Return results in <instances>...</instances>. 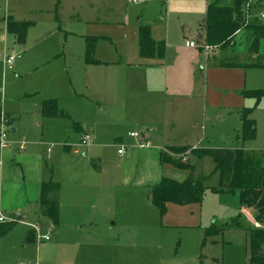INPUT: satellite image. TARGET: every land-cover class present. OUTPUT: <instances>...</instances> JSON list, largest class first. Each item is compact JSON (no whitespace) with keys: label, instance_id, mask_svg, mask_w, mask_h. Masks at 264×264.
Returning a JSON list of instances; mask_svg holds the SVG:
<instances>
[{"label":"rangeland","instance_id":"374dc122","mask_svg":"<svg viewBox=\"0 0 264 264\" xmlns=\"http://www.w3.org/2000/svg\"><path fill=\"white\" fill-rule=\"evenodd\" d=\"M206 9V0H0V106L10 119L9 143L0 151V172L9 163L8 148L22 150L25 142L27 151L40 153L46 179L59 182L63 196L77 203L74 210L65 207L62 226L79 223L76 227L91 229L86 219L80 224L70 214L88 218L90 200L95 202L98 228L103 230L108 219L111 224L117 219L112 237L133 243L127 247L125 264H249L251 224L244 211L253 213L247 216L255 226L261 223L242 205L239 191L211 189L219 186L220 173L211 157H199L193 149L240 145L264 167V96L257 101L248 95L264 88V69L221 65L234 56L236 62L251 61L246 31L239 32L234 46L225 52L219 47L210 53L201 48L200 23ZM262 13L264 0L260 4L253 0L248 20L264 22ZM8 19L33 22L23 44L6 31ZM147 23L155 27L169 56L179 58L176 70L198 65L192 97H177L172 85L165 89L160 68H146L141 74L140 63L145 61L138 53V30ZM90 39L97 40L95 58L100 63L85 59ZM186 39H195L196 48L187 47ZM7 55L15 56L11 67L5 64ZM146 60L162 59L155 55ZM206 82L212 85L205 105ZM236 82L241 85L234 87ZM148 83L156 84L150 90ZM47 99L56 100L57 115L43 113L42 102ZM246 107L253 109L258 128L255 139L243 142L237 128L240 111ZM148 130L152 138L144 142L149 141V146L132 149L140 139L130 137V131ZM86 134L92 137L89 145L81 143ZM165 145L190 147L181 153L170 147L163 153L178 161L185 155L196 166L193 176L202 177L207 188L200 203H170L161 214L152 202V187L163 176L183 181L190 173L160 160ZM118 149L124 153L118 154ZM14 171L20 181L14 188L4 186L0 193L4 206L24 195L17 189L23 177L18 169ZM96 178L110 185L101 201L97 190L90 191ZM16 228L26 236L30 229L20 224ZM210 228L217 231L206 235Z\"/></svg>","mask_w":264,"mask_h":264},{"label":"trees","instance_id":"16d2710c","mask_svg":"<svg viewBox=\"0 0 264 264\" xmlns=\"http://www.w3.org/2000/svg\"><path fill=\"white\" fill-rule=\"evenodd\" d=\"M253 0H208L207 9L200 23L203 31V45L219 47L224 51L231 48L236 35L241 31L248 33L247 50L252 55L251 61L236 62L235 56L231 60H223L222 66L261 67L264 69V22L251 23L248 20V11ZM258 4L262 0H256ZM32 21H17L8 19L6 31L12 34L15 42L23 44L26 39ZM96 39L87 41L85 58L88 63H100L95 58ZM166 45L164 41H155L151 35V27L142 24L138 30V53L140 57L151 58L155 55L163 57ZM260 100L264 96V88L248 91ZM252 108H243L240 111V128L238 130L240 139L245 142L253 140L257 135V126L252 115ZM42 111L45 115L58 114L55 99H47L42 102ZM176 152H185L189 146H173ZM197 156L211 157L215 163V171L220 173V184L211 189L215 192H240L241 203L254 212L255 218L261 226L251 225L248 230L249 237V264H264V167L255 159V156L244 150L243 147L236 148H212L204 147L193 149ZM163 163H171L180 169L189 170V175L183 181L172 177L163 176L161 180L152 187V202L161 214L167 210V205H188L200 203L206 186L202 177H194V166L181 159H172L165 155L161 156ZM61 189L59 182L44 181L41 185L40 212L43 216L57 225L59 223V199ZM16 224L7 221L0 223V240ZM215 228L207 230L206 235L216 232ZM33 234V233H32ZM30 234L29 237L32 236ZM28 237V239H29Z\"/></svg>","mask_w":264,"mask_h":264},{"label":"crops","instance_id":"0c3cea01","mask_svg":"<svg viewBox=\"0 0 264 264\" xmlns=\"http://www.w3.org/2000/svg\"><path fill=\"white\" fill-rule=\"evenodd\" d=\"M206 2L208 3V0H206ZM147 24L150 25L149 23ZM5 29H6V24H5ZM151 35L155 41L157 42L162 41L156 37L155 27L154 28L151 27ZM200 36L201 35H198V37ZM189 41H195V39H191V40L186 39L185 45L192 49L196 48L187 45V42ZM168 52L169 51H166L163 57H160L158 55L163 61L152 60L150 62L146 60L148 58L141 57V60L145 61V62L141 61L140 63V65H142L141 67L143 68V73L141 74H144L145 70L148 69L149 71H152L154 67L156 69L160 68V70L164 72L158 71V74L162 73L161 74L162 80L163 79L164 80L161 82L163 83L165 89L168 90L170 88L169 86L172 85V87L176 89L175 92L177 94L176 95L177 97H183V98L192 97L194 94L193 92L196 89L198 83L196 79L198 65H196V63H192V65L195 66H193L191 70L189 67L182 70H176L177 65L179 63V58L177 57L174 58L173 56H169ZM165 57H167V65H164ZM169 62L171 64L170 67L168 66ZM211 75L214 76L216 74L212 73ZM221 75L224 78H228V77L232 78V76H229L224 73H221ZM191 78L192 81L190 82L189 79ZM230 81L231 80H229V82ZM148 84H149L148 88L152 90L153 89L152 85L156 83L153 84L148 83ZM190 85H193L191 91H190V87H191ZM210 85H212V83L209 84V82H206V84L204 85L205 105L207 102L206 98ZM240 85L239 82L238 83L236 82L234 84V87ZM123 88L126 87L124 86ZM190 104H191L190 102H187L186 105H190ZM253 118L255 119L256 126L258 128L257 120L255 117ZM238 120H239V127L237 128V130L240 128V118H238ZM11 128H14V130L11 131L17 130L15 127H11ZM131 132H135V131H130V133ZM141 136L143 141L149 140L150 139L149 137H151L150 131L148 130L147 133H143L141 134ZM146 143L150 144L149 141ZM147 146H141L139 143L138 145H135L132 149H135L136 147L137 149L138 147L143 149L146 148ZM173 146H185V145L163 146L162 150L159 152L160 160L163 154V150ZM48 153L51 154L52 150L48 151ZM5 155L7 156L6 160L9 161V163H7L6 166L3 167L2 172H0V193H2L5 185L11 188L12 187L14 188V186L15 187L18 186V182L20 181L19 177L14 176L15 173L14 170L18 169L23 179L22 182L20 183L21 187L19 186L17 189H21V191L23 190L24 195L19 197L18 199L13 197V199L11 200V204L8 206H4L0 204V217L2 216L5 219H9L15 216L16 212H20V216H18L19 221H17L16 224L12 227V230H10V232L7 233L4 237H2L0 240V249H1L0 264H21V263L22 264H125V261L127 259V247L129 246L131 248L133 243L130 241L122 242L120 238L116 239L115 237H112L111 229L112 226L117 225V219H115V222H113L112 224L110 223V219H108L106 223L107 226L103 230L98 228L101 225H99L96 222L97 218H96L95 206L97 204L95 202H91L90 200V204H89L90 211L88 209L90 215L88 216V218H86L87 214L80 216V214L76 215L75 213L70 214V218L71 220L72 219L77 221L80 220V224H81V220L86 219L89 226H91V229L89 228L88 230H83L82 227L81 228L76 227V225L79 223H77L75 226H73V223H71L72 225L63 227L62 222L65 220L64 218L65 207L68 206L71 208V210H74L76 209L77 203L75 200H70V199L67 200L63 196V188L61 187L58 195L59 223L57 225H54L50 221V219L43 216L40 212V193H41L42 182L52 180V178L46 179L45 177L46 173L43 171V167H42L43 165L42 155H40V153L36 152L34 149L32 150L30 149V151H27L26 146L22 150L8 148L5 152ZM193 166L195 172L196 166L195 165ZM109 187H110L109 184H106L102 180L99 181V179L97 178L96 181L90 183V191L97 190L99 193L96 198L97 199L99 198L100 201L105 198V190L106 192H109L110 190ZM4 214H6V216ZM248 214H250V216L253 217L252 212H250L249 210H245L244 216L246 217V220L251 225H254L252 219L247 216ZM17 224H20L23 227L30 228L27 236L26 234H24V232H22L21 229L15 230L17 229L16 228ZM69 226H71V228L67 229V227ZM38 230L42 234L48 233L50 235V239L41 240L40 242L37 241V233L35 231ZM52 231H53V235H52ZM109 233L111 236H109L107 239L106 235ZM30 234H32L31 237H29ZM100 235L104 236L101 241L90 239V238H97ZM84 237L87 239L85 240L82 239ZM39 244L42 245L40 246ZM39 246L41 247V250L39 249ZM35 250H36V256L33 257V251L35 252ZM134 251L136 252V250ZM29 259H32V261H28V263H26V260Z\"/></svg>","mask_w":264,"mask_h":264},{"label":"built area","instance_id":"2783aa9c","mask_svg":"<svg viewBox=\"0 0 264 264\" xmlns=\"http://www.w3.org/2000/svg\"><path fill=\"white\" fill-rule=\"evenodd\" d=\"M262 18H264V13L261 14ZM187 45L191 46V47H196L197 44L194 41H189L187 42ZM201 48H203L207 53L212 52L216 46H212V45H202ZM15 61V56H11V55H7L5 58V64L6 66H12L14 64ZM10 129V119L7 118L6 113L3 111L2 107L0 106V151L3 150L4 148H6L8 146L9 141L7 140V136H8V131ZM131 137L140 139V145L141 146H147L149 145V143H145L142 139L141 134H139L138 132H131L130 133ZM92 141V137L90 134H86L82 140L81 143L83 145H89ZM26 143L22 142L21 143V148H25ZM48 151H51V149L49 148ZM119 154H123L124 150L119 149L118 150ZM182 162H187L188 159L187 157L184 155L182 157H180ZM18 216H20V212H16L15 216L9 218V219H5L2 216L0 217V222H7V221H12V222H17L18 220ZM37 239L40 242L41 240H49L50 239V235L47 234H42L39 230L37 231Z\"/></svg>","mask_w":264,"mask_h":264},{"label":"water","instance_id":"95a60500","mask_svg":"<svg viewBox=\"0 0 264 264\" xmlns=\"http://www.w3.org/2000/svg\"><path fill=\"white\" fill-rule=\"evenodd\" d=\"M11 130H14V128H11Z\"/></svg>","mask_w":264,"mask_h":264}]
</instances>
